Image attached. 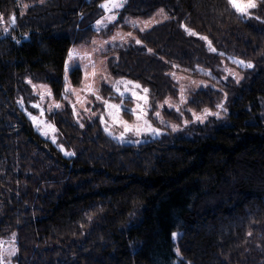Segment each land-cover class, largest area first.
Instances as JSON below:
<instances>
[{
    "label": "trees",
    "instance_id": "16d2710c",
    "mask_svg": "<svg viewBox=\"0 0 264 264\" xmlns=\"http://www.w3.org/2000/svg\"><path fill=\"white\" fill-rule=\"evenodd\" d=\"M102 3L0 0L4 20L17 18L7 33L0 23V240L14 235L16 264H264V0L247 15L229 0H127L97 30ZM160 10L141 44L109 49L110 73L149 89L151 110L178 95L175 71L202 77L187 104L219 118L126 144L65 106L46 116L64 154L28 115V80L62 100L74 46Z\"/></svg>",
    "mask_w": 264,
    "mask_h": 264
},
{
    "label": "rangeland",
    "instance_id": "374dc122",
    "mask_svg": "<svg viewBox=\"0 0 264 264\" xmlns=\"http://www.w3.org/2000/svg\"><path fill=\"white\" fill-rule=\"evenodd\" d=\"M126 2L127 0H123V6L126 4ZM256 4H257V0H256ZM120 9L114 10V14L116 15L115 20L118 19V13ZM106 15H109V13H106L105 11V16ZM166 19H167V16L163 10L158 11L150 19L127 18L124 24L127 26H130L128 30L120 28L107 35L99 34L98 36H95L93 40L87 44L74 46L72 49L76 50V52L79 54V58L77 59L74 57L71 62H68V59H67L66 63H70L71 67H70V70L67 72V81L65 80L66 73L64 72V77H63L64 89H63V94H62L63 98L62 100H57L54 97L55 101L61 104L60 109L64 108L65 106H70L73 110L77 123L83 124V126H87L97 121L99 122L104 132L107 135H109V133L105 131V124L101 121V117H103V119L107 121L108 127L111 129V132L113 133V135H109V136L121 142V140L118 137L120 136V132L122 131V128L118 124L112 123L111 117L108 115L109 110L106 107L105 101L112 103V104L121 105V111L119 112V116L123 120H127L129 123L136 122V115L131 110L136 109L138 103H140L141 105H144V102L143 101L138 102L128 92H125V95L122 97L115 91L114 84L117 81H119L121 78H116L110 73L108 69V65H107V60L109 58V55H107L106 53H108L109 49L111 48L123 47L129 44H132L136 39V31L140 30L141 28L145 30L156 24L164 22ZM130 21H136L137 26L133 27ZM102 28L103 27H99V28L97 27V30H101ZM129 32L132 33V37H126V39L122 42L119 39V36L120 35L126 36V34ZM113 36H117V39L112 40ZM93 65L95 66V72H96V75L94 77L92 75ZM76 68L81 69V75H82L80 82L78 84H75L71 78V74L73 70ZM85 71H87L88 73L87 78L85 77ZM226 73L227 74H231V73L238 74V76L240 77L239 72L236 71V69L233 70L231 67H226ZM173 74H172V77L177 83L179 92L177 96L169 97V98L172 104L179 105L180 112H177L174 108L168 107V104L166 103V101L169 100V98H166L163 102L159 103L154 110H151L153 106L150 104L149 100L147 101V104L144 105L146 109V112H145L146 119H148L151 122L153 127L161 129L160 135L164 134L167 131V129L172 130L171 125L173 124L178 125L177 130H179L191 123L201 122V121L194 120L193 116L188 111V109H192V108H190L187 103L180 102V90L181 88L185 90L184 96L186 97L187 102H188L191 99L192 93L196 92L200 88H204L208 86L209 81H207L206 79L202 77L193 76L191 74H188L182 71H175ZM104 77H106V79ZM124 79L130 80L127 78H124ZM34 84L46 85L51 90V87L48 84H45V83H34ZM89 85L92 86L93 91L87 90ZM67 87H71L75 89V92H68L67 99H64L65 89ZM142 88L144 87L142 86ZM142 88L136 89V91H138L141 95L144 94ZM33 91L35 95L37 96V100L35 104H40L41 108L44 110V116L42 117V119H46L48 122H50L46 118L47 114H51L53 111L55 112L57 110L53 107L51 112L48 111L49 106L53 104L52 98H45L44 100H41L38 94L40 91L39 88L33 89ZM97 96H100L103 99H97ZM147 96H148V93H147ZM73 104H75V110L72 107ZM35 111H36V114L34 115L39 116L40 114L39 110L35 108ZM195 111L197 112V114H199L202 110L201 111L195 110ZM156 112H160L161 118L164 121L163 123L161 122L160 118L156 117L155 115ZM164 112H167L168 115L165 114ZM213 112H219V110L217 111L214 110ZM181 113L183 115H181ZM207 118L204 119L202 123L205 122ZM184 119H187L189 121L187 125L183 123ZM41 128H42V125H41ZM41 128H38V130L43 134ZM160 135H157V136H160ZM44 136L50 139L51 141H53V139L51 138L52 133H50L47 136L46 135ZM157 136H152L150 134H142L141 136H136L134 133H127L125 140L122 143L140 144L144 141H147ZM55 137H56L55 142L54 141L53 142L56 144L58 148L61 149V151L64 154H66L67 150L65 146L60 142L61 138L59 136L58 131L55 133ZM61 145L63 147H61ZM13 245L16 247V239L15 237L13 239V236L7 239H4V240H0V251L4 252L6 264H16L14 262V255H11V256L7 255V250Z\"/></svg>",
    "mask_w": 264,
    "mask_h": 264
},
{
    "label": "snow or ice",
    "instance_id": "6c2138e0",
    "mask_svg": "<svg viewBox=\"0 0 264 264\" xmlns=\"http://www.w3.org/2000/svg\"><path fill=\"white\" fill-rule=\"evenodd\" d=\"M41 2H43V0H41ZM229 4L237 12H239L241 15L249 14V10L253 9L257 6L256 0H229ZM100 6L103 9H105L106 13H109V15L102 16L100 19H98L95 22V24L98 28L99 27H105L106 28L108 23H110L116 19V15L114 14V10L120 9L123 7V0H103V3ZM23 7H27V5H23ZM0 23L5 24L3 31H4V33H7L9 31V27H8L9 23L12 26L16 25V23H17L16 15L13 13L10 17V21L6 22L4 20L3 14L0 13ZM130 23L133 25V27L137 26L136 21H130ZM145 23H147V22H145ZM140 30L144 31L143 28H141ZM185 30L190 35H197V33H195L192 29L188 28L186 25H185ZM126 37H132V33L129 32L126 34V36L120 35L119 39L123 42L126 39ZM116 39H117V36L112 37V40H116ZM202 39H207V37H202ZM135 43L141 44L142 41L140 39L136 38ZM209 46H211V42H209ZM212 50L215 51V49H212ZM148 51L152 52V49L149 48ZM74 57L78 59L79 54L76 52L75 49H72L68 53V62H71ZM236 63H238L244 67H248V68L252 67V65L250 63H246L242 60H238V61H236ZM70 67H71L70 63H66V65H65V73H66L65 80L66 81H67V72L70 70ZM92 75H93V77L96 75L94 65H93ZM232 75L236 76V82H239L240 77L238 76V74L232 73ZM87 76H88V73H87V71H85V77L87 78ZM104 78L106 79V77H104ZM225 78H227V77H225ZM28 83L32 85L33 89L39 88L40 91L38 94H39L41 100H44L45 98H52L53 104L49 106V108H48L49 112L52 111L53 107L57 110L61 108V104L59 102L55 101L54 94L52 93L50 88H48V86L43 85V84H40V85L33 84V82L31 80H28ZM114 87H115V91L119 95H121L122 97L125 95V92H128L138 102L143 101L144 105L147 104V101H148L147 93H148L149 89L142 88V85H140L138 82L121 78L119 81H117L114 84ZM122 88H123V90H122ZM141 88H142L143 93H144L143 95H141L138 91H136V89H141ZM87 90L93 91L92 86L89 85ZM184 91L185 90L183 88H181V90H180V102L181 103H187V99L184 96ZM68 92H75V89H73L71 87H67L65 89L64 99H67ZM224 95L226 97L227 93H225ZM97 99H103V98L100 96H97ZM166 103L168 104L169 108H174L177 112H180L179 105L172 104L170 98H169V100L166 101ZM105 104L109 110L108 115L111 117L112 123L118 124L122 128V131L120 132V136L118 137L121 140V142H123L125 140L127 133H134L136 136H141L142 134H150L152 136H157V135L161 134V129L153 127L151 122L148 119H146V117H145L146 109H145L144 105H141L140 103H138L137 108L134 110H131L136 115V122L135 123H129L127 120H123L119 116V112L121 111V105L112 104V103H109L107 101H105ZM33 107H35L36 109L39 110V113H40L39 116L33 115L31 112H29L28 115L30 116L32 121L38 126V128H41V125H42L41 130H42L44 135L47 136L50 133H52L51 138L55 142V139H56L55 133L58 131L55 124L48 122L46 119H42V117L44 116V110L41 108L40 104H34ZM72 107L75 110V104H73ZM216 107L219 109H223L224 111H227V109L224 108L223 104H218ZM188 111L191 113L194 120L201 121V122L204 119H206L209 115L215 116L217 118H219V116H220V112H213V111H211V109H208V108L203 109L199 114H197V112L195 110H192V109H188ZM155 115L157 118H160L162 123L164 122L163 119L161 118L160 112H156ZM181 115H183V114L181 113ZM101 121L105 124V131L108 132L109 135H113V133L111 132V129L108 127L107 121H105L103 119V117H101ZM183 123L185 125H187L189 123V121L187 119H184ZM80 126L83 127V124H81ZM171 127H172V130L175 131V130H177L178 125L173 124V125H171ZM61 147H63V146L61 145ZM66 154L67 155H73L74 153H67L66 152ZM172 235L175 238L178 235V233H173ZM13 239H14V235H13ZM16 251H17V248L13 245L7 250V255H9V256L14 255L16 253ZM176 252L179 253V248L176 249ZM0 264H6L5 255H4L3 251H0Z\"/></svg>",
    "mask_w": 264,
    "mask_h": 264
}]
</instances>
